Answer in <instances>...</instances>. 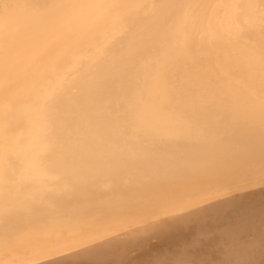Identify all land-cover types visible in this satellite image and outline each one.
Masks as SVG:
<instances>
[{
    "label": "bare ground",
    "instance_id": "1",
    "mask_svg": "<svg viewBox=\"0 0 264 264\" xmlns=\"http://www.w3.org/2000/svg\"><path fill=\"white\" fill-rule=\"evenodd\" d=\"M0 264H264V0H0Z\"/></svg>",
    "mask_w": 264,
    "mask_h": 264
}]
</instances>
